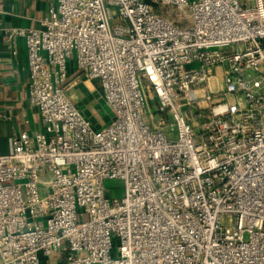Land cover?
Here are the masks:
<instances>
[{
    "label": "built area",
    "instance_id": "2783aa9c",
    "mask_svg": "<svg viewBox=\"0 0 264 264\" xmlns=\"http://www.w3.org/2000/svg\"><path fill=\"white\" fill-rule=\"evenodd\" d=\"M43 26L0 24L42 124L0 156V264H264V0H55ZM70 61L100 84V129Z\"/></svg>",
    "mask_w": 264,
    "mask_h": 264
},
{
    "label": "crops",
    "instance_id": "0c3cea01",
    "mask_svg": "<svg viewBox=\"0 0 264 264\" xmlns=\"http://www.w3.org/2000/svg\"><path fill=\"white\" fill-rule=\"evenodd\" d=\"M0 24L5 29H44L43 21L55 0H0ZM16 56L0 38V156L12 152V137L23 130L28 121L31 132L42 129L39 112L30 104V78L27 53L23 41L16 45ZM67 96L79 110L90 120L96 129L106 126L110 121H98L106 105L103 101L100 84L90 82L80 73L74 61L69 65ZM63 254L50 258L43 257L42 264H63Z\"/></svg>",
    "mask_w": 264,
    "mask_h": 264
},
{
    "label": "rangeland",
    "instance_id": "374dc122",
    "mask_svg": "<svg viewBox=\"0 0 264 264\" xmlns=\"http://www.w3.org/2000/svg\"><path fill=\"white\" fill-rule=\"evenodd\" d=\"M113 11L117 12V10L115 8H113ZM168 16H169V18L171 20H174V21H179L180 19L183 20V17H184L183 13L174 12L172 10L169 11V15ZM114 24L115 23L112 24V27L114 26ZM72 82L73 81L71 79L70 81H68V84L72 83ZM95 82L98 83L97 81H95ZM150 110H151L150 114L155 116L154 120L156 122H158L161 117L157 114V110H156L155 106L151 105ZM150 114L148 116L149 120H151ZM97 119L100 122H101V120H103V121L109 120L110 121L112 119V114H111L110 110L108 109V107L102 109V112L100 114V119L99 118H97ZM172 124H174V123H173L172 119L170 118L168 126L164 129L167 134H171L170 126ZM172 134L175 137L176 136V131H174ZM105 188L107 190V196L110 197L111 199H121L124 196V183L121 180H107L105 182Z\"/></svg>",
    "mask_w": 264,
    "mask_h": 264
}]
</instances>
